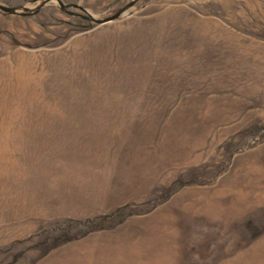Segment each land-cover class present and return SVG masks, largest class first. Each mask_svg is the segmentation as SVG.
<instances>
[{
	"label": "rangeland",
	"instance_id": "374dc122",
	"mask_svg": "<svg viewBox=\"0 0 264 264\" xmlns=\"http://www.w3.org/2000/svg\"><path fill=\"white\" fill-rule=\"evenodd\" d=\"M89 246L264 264V0H0V264Z\"/></svg>",
	"mask_w": 264,
	"mask_h": 264
},
{
	"label": "bare ground",
	"instance_id": "6f19581e",
	"mask_svg": "<svg viewBox=\"0 0 264 264\" xmlns=\"http://www.w3.org/2000/svg\"><path fill=\"white\" fill-rule=\"evenodd\" d=\"M152 238L153 236H151V234L148 235L147 237L145 234H143L142 237L139 235V238H138V241L143 245L144 252L148 254H151L152 248L150 247L149 241ZM141 249L142 247L140 249L135 248L134 251H140ZM115 251L116 250L112 248H107V249H104L100 253V251H98L95 246H89V249L87 251L86 264H124L121 262V259H120L122 253L118 254ZM169 255H170V260H171L172 255L174 257V253L172 254L170 253L167 256ZM141 256H142V253L139 254L135 252L132 254L131 252H127L124 254L122 261H127L126 264H163L164 261H166L165 263L168 262L166 259L154 260L150 257V255L147 256L146 258H142Z\"/></svg>",
	"mask_w": 264,
	"mask_h": 264
}]
</instances>
